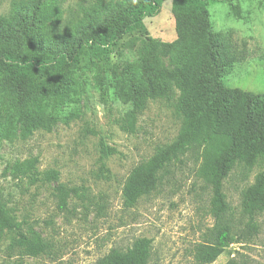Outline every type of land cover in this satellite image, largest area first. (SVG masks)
I'll return each mask as SVG.
<instances>
[{
  "label": "rangeland",
  "instance_id": "1",
  "mask_svg": "<svg viewBox=\"0 0 264 264\" xmlns=\"http://www.w3.org/2000/svg\"><path fill=\"white\" fill-rule=\"evenodd\" d=\"M13 1L0 0V14H8ZM57 2L62 13L49 23L50 30L61 37L76 36L77 20L92 0ZM171 8L172 0L164 1L142 29L102 55L85 49L72 70L67 98L53 109L50 129L40 127L24 136L12 119V101L0 103L1 126L16 130L15 135L0 137V195L19 220H27L50 244L45 254H23L11 246L16 232L7 231L0 234V264H95L113 248L126 250L142 237L152 241L148 264H198L195 246L207 240L216 219L211 213L213 190L198 174L202 160L197 153L188 152L167 164L149 195L130 206L123 200L131 170L171 143L181 128L175 108L178 89L148 100L131 132L122 127V118L132 105L120 100L114 88L116 78L135 71L149 36L176 39ZM209 11L214 31L221 32L240 57L226 72L225 82L264 91V0H211ZM175 53L160 51L170 70ZM107 147L114 151L105 156ZM31 157L38 158L41 171L57 169L58 178L41 183L14 177V163ZM263 166L264 160L251 168L236 166L224 181L227 213L238 227L244 220L242 191ZM60 183L78 189L68 197L66 209L58 208L54 195ZM256 219L259 230L250 240L228 244L210 264H224L232 257L239 264H264V210Z\"/></svg>",
  "mask_w": 264,
  "mask_h": 264
},
{
  "label": "trees",
  "instance_id": "2",
  "mask_svg": "<svg viewBox=\"0 0 264 264\" xmlns=\"http://www.w3.org/2000/svg\"><path fill=\"white\" fill-rule=\"evenodd\" d=\"M164 1L92 0L77 20V35L61 37L49 27L62 13L57 0H14L9 13L0 14V103L12 101V119L23 135L40 127L51 128L53 109L67 98L72 70L78 67L85 49L95 55L108 52L126 35L142 29L144 20L156 16ZM210 1L172 0L176 39L163 41L149 36L135 71L114 82L118 98L132 105L122 118V127L131 132L148 100L174 89L180 92L175 104L182 120L177 137L131 170L123 200L130 206L149 195L158 187L167 164L180 161L188 152L197 153L202 160L198 174L213 190L211 213L216 219L207 240L195 246L198 264L213 263L230 243L250 240L259 230L256 216L264 210L263 166L242 191L244 220L239 224L243 225L238 227L227 213L225 179L236 166L251 168L264 160V91L225 82L226 72L240 57L222 33L214 31ZM160 51H176L172 70L162 62ZM15 134L14 128L4 129L0 124V137ZM113 151L107 147L104 155ZM38 162L37 157L16 161L13 176L41 183L58 178L57 169L41 171ZM77 191L63 183L56 185L58 208L66 209L68 197ZM7 231L16 232L11 246L23 254L35 256L49 251L50 244L27 220H19L0 195V234ZM151 243L150 238H139L126 250L113 248L95 264H148ZM224 264L239 263L232 257Z\"/></svg>",
  "mask_w": 264,
  "mask_h": 264
}]
</instances>
